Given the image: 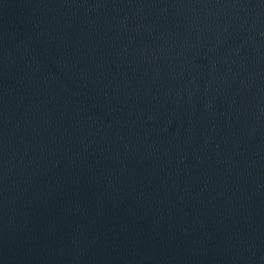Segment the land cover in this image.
<instances>
[{
    "label": "water",
    "instance_id": "1",
    "mask_svg": "<svg viewBox=\"0 0 264 264\" xmlns=\"http://www.w3.org/2000/svg\"><path fill=\"white\" fill-rule=\"evenodd\" d=\"M0 264H264V0H0Z\"/></svg>",
    "mask_w": 264,
    "mask_h": 264
}]
</instances>
